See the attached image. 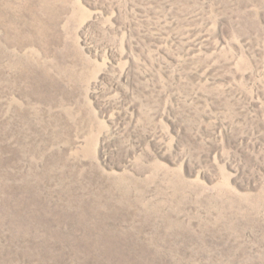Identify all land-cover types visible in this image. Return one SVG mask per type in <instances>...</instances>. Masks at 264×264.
Returning a JSON list of instances; mask_svg holds the SVG:
<instances>
[{"label": "rangeland", "instance_id": "obj_1", "mask_svg": "<svg viewBox=\"0 0 264 264\" xmlns=\"http://www.w3.org/2000/svg\"><path fill=\"white\" fill-rule=\"evenodd\" d=\"M0 264H264V0H0Z\"/></svg>", "mask_w": 264, "mask_h": 264}]
</instances>
